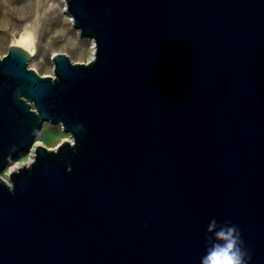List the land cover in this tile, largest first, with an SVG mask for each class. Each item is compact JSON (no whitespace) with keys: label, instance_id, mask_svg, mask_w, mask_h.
Instances as JSON below:
<instances>
[{"label":"water","instance_id":"obj_1","mask_svg":"<svg viewBox=\"0 0 264 264\" xmlns=\"http://www.w3.org/2000/svg\"><path fill=\"white\" fill-rule=\"evenodd\" d=\"M65 4L87 63L0 58V264H201L226 223L264 264V0Z\"/></svg>","mask_w":264,"mask_h":264},{"label":"rangeland","instance_id":"obj_2","mask_svg":"<svg viewBox=\"0 0 264 264\" xmlns=\"http://www.w3.org/2000/svg\"><path fill=\"white\" fill-rule=\"evenodd\" d=\"M65 0H0V58L8 53L14 40L30 31L35 35L36 52L32 55L29 68L42 76H53L52 57L65 54L74 63H87L91 58L93 42L82 38L65 13ZM70 134L61 125L44 123L36 139V145L55 150L62 142L69 141ZM12 161L13 165L29 163V154ZM8 167L2 177L9 182Z\"/></svg>","mask_w":264,"mask_h":264},{"label":"clouds","instance_id":"obj_3","mask_svg":"<svg viewBox=\"0 0 264 264\" xmlns=\"http://www.w3.org/2000/svg\"><path fill=\"white\" fill-rule=\"evenodd\" d=\"M76 140L72 134L69 144L73 150V142ZM16 146L12 145L10 151H15ZM36 160L33 161L35 164ZM19 174V172L17 173ZM10 192H14V184L6 186ZM214 223V222H213ZM209 231H212L210 226ZM216 243L207 248L206 254L201 258V264H248L250 256L244 248L243 240L236 226H228L227 223L215 232Z\"/></svg>","mask_w":264,"mask_h":264},{"label":"bare ground","instance_id":"obj_4","mask_svg":"<svg viewBox=\"0 0 264 264\" xmlns=\"http://www.w3.org/2000/svg\"><path fill=\"white\" fill-rule=\"evenodd\" d=\"M13 43H14V46H19V47H22V48L26 49L28 52H30L31 55L35 54V52H36V39H35V35L32 32H30V31H26L25 33H23L21 35L20 39L19 40H14ZM94 51L95 50H94V45H93L91 58L94 55ZM29 157H30V159H29L30 160L29 163H30L34 159V154L31 152L29 154ZM28 164H25V165H28ZM21 166L22 165H13L12 162H10V164L8 165V167L10 168V171H15L19 167H21Z\"/></svg>","mask_w":264,"mask_h":264}]
</instances>
